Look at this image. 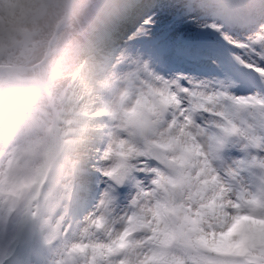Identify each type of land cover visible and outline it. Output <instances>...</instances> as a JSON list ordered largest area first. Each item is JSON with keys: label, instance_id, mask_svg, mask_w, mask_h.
<instances>
[{"label": "clouds", "instance_id": "clouds-1", "mask_svg": "<svg viewBox=\"0 0 264 264\" xmlns=\"http://www.w3.org/2000/svg\"><path fill=\"white\" fill-rule=\"evenodd\" d=\"M189 4L198 17L206 18L205 27L230 41H235L232 33L242 37L239 42L244 46L239 48L249 60H264V0H176L174 6L185 8ZM8 7L0 0V15ZM161 7L162 0H63L60 7L50 6L37 18L44 31L71 24L109 33L116 65L113 71L136 75L130 82L114 80L111 88L97 89L104 101L90 103L98 115L88 123L82 139L67 145L45 144L36 150L26 173L35 183L24 199L41 218L55 215L64 221L70 207L87 200L94 183H102L94 208L77 224H66L78 236L100 211L108 193L112 198L110 220L117 235L127 233L129 242L145 251L147 245L166 249L158 264H189L183 250L176 247L178 240L188 237L196 238L205 252L214 246L240 245L244 251L231 258L235 264H264V111L226 106L212 98L213 89L189 92L188 87H180L178 77L169 79L158 73L150 56L122 45L131 29L150 37L143 26ZM157 77L203 101L199 105L203 109L201 124L193 126L188 116L184 117L187 123L180 124L166 119V109L158 107V98L147 94L145 87ZM194 82L203 81L190 79L188 84ZM223 92L243 97L226 89ZM124 93L128 97L122 105ZM141 94L143 103L136 105ZM92 100L85 97L84 103ZM189 105L196 107L191 100ZM132 107L136 108L134 117L128 113ZM221 113H226L237 130L223 143L220 126L224 121L217 119ZM122 169L129 178L118 183ZM124 188L128 191L122 204ZM242 216L250 217L253 223L242 232H230L235 218ZM90 238L95 239V234L90 233Z\"/></svg>", "mask_w": 264, "mask_h": 264}, {"label": "rangeland", "instance_id": "rangeland-1", "mask_svg": "<svg viewBox=\"0 0 264 264\" xmlns=\"http://www.w3.org/2000/svg\"><path fill=\"white\" fill-rule=\"evenodd\" d=\"M62 3L63 0H29L25 8L0 18V180L8 178L9 186L12 182L16 185H11L15 190L10 194H6L8 185L0 186L4 199H23L35 183L26 173L37 149L57 142L67 145L69 131L62 127L64 120L75 117L72 110L77 102L76 88L84 90L87 96L92 91L96 93L100 85L96 84L103 82L101 75L106 74L98 71H107L111 64V60L105 59H112L110 43L105 41L111 37L109 33L93 32L89 36V30L71 24L55 25L48 31L38 27L37 18L45 15L50 6L60 7ZM185 8L193 10L191 4ZM76 44L85 46L79 49ZM183 44L186 56H211L230 62L227 50L221 53L216 47L203 49L192 39ZM82 60L85 71L91 64L97 71L88 70L90 73L83 75V67H79ZM229 72L260 81L257 75L253 77L239 66L231 67ZM260 83L264 87V81ZM26 97L29 104L19 108L17 102ZM90 103L85 104L82 115L76 116L81 134L93 120L91 115L98 114L91 110ZM1 218L9 230L0 235V250L1 254L6 253V264H60L66 259L67 242L46 244L37 222L25 223L18 215Z\"/></svg>", "mask_w": 264, "mask_h": 264}, {"label": "bare ground", "instance_id": "bare-ground-1", "mask_svg": "<svg viewBox=\"0 0 264 264\" xmlns=\"http://www.w3.org/2000/svg\"><path fill=\"white\" fill-rule=\"evenodd\" d=\"M28 3L29 0H9L7 4L10 8L8 7L5 9V14L0 15V18H5L7 15L13 14L14 11L25 8ZM175 4L176 0H162V7L156 11L149 24L143 26V29H147L148 32H150V37L139 34L136 29H131L127 33L126 39L123 40L124 43L122 45L131 52L140 51L143 52L146 57L150 56L152 65L158 73L169 79L178 77L180 82L185 86L188 85V81L191 79L206 82L210 86L220 90L226 89L229 93L236 96L246 97L252 94L264 96V88H262L263 85L260 84V81H264V76H262L255 67L258 65L260 68L264 69V60H257L256 58L249 60L247 58V54L233 43H230L228 39H225L224 35L214 29L205 27L204 23L206 18L198 17L194 10L180 8L174 6ZM158 25H161V28H157ZM93 32L95 31L89 30L87 34L89 36L91 34L94 35ZM104 33L105 32H102L100 34L102 35ZM231 36L232 40H242V37H239L236 33H232ZM184 39L194 40L195 44H197L198 47L201 46L203 49H208L211 45L210 43H215L220 46L224 45L223 47L227 50L230 62L223 63L218 59H212L213 57L211 58L208 56L199 58L186 56L185 51L182 49L184 46ZM87 40H84V42H87ZM83 45L85 46V44ZM83 45L76 44V47L81 49ZM105 59L109 61L111 60V64L107 71H98V73H106L101 75L103 82L96 84H100L99 89L111 88L114 80L124 79L129 82L131 81V78L135 75V73L117 74L113 71L116 65L112 62V59L108 57H105ZM84 63L85 61L83 60L79 62V67H83V75L90 73L89 71H97L96 66L93 64L88 66L89 71H85ZM249 65L253 66L250 67ZM233 66H240L244 70L248 69V73L253 72L257 74L260 81L255 83L254 87H251L250 85H241L243 78L232 75L229 72V69ZM236 81L238 83H235V86L230 84L231 82ZM74 97L77 100L72 110L75 117H69L64 120V125L62 127L65 131H69V134L66 133L68 136L67 144H71L75 140L80 139L81 128H79L77 120L78 117L76 116L82 115L84 111H86V103H84L85 97L93 98L90 102L104 101V97L98 90L96 93L93 91L90 92L89 96H87L84 93V90L76 88ZM160 102L168 104L172 102V99L171 97L161 94ZM97 115L98 114H93L91 117L95 119ZM6 133H8V131ZM4 184L8 185L9 182H2L0 180V186H3ZM102 188V183H94L93 191L90 197L87 200L70 207L69 210L71 212L67 216L68 218L66 219V222L70 221L73 225H75L81 221L86 212L94 208ZM120 202L122 204L126 203L124 198L120 200ZM250 223L253 222L249 220L242 221L240 232H242ZM76 239H78L77 233L70 230L66 242L69 243Z\"/></svg>", "mask_w": 264, "mask_h": 264}, {"label": "snow or ice", "instance_id": "snow-or-ice-1", "mask_svg": "<svg viewBox=\"0 0 264 264\" xmlns=\"http://www.w3.org/2000/svg\"><path fill=\"white\" fill-rule=\"evenodd\" d=\"M237 47L244 45L239 41H230ZM250 67L253 65H249ZM256 70L264 76V69L258 65ZM136 75V74H135ZM145 87L147 94L158 98V107L165 110V117L167 120H175L176 124L187 123L184 117L188 116L195 124H201L199 118L203 109L199 106L203 101H197L193 96L190 97L188 92L180 91L178 86L170 82H163L161 78L157 77L155 82H146ZM180 87H188L189 92L193 89H213L214 100H219L226 106L231 104L240 108H257L264 111V96L254 95L249 97L231 96L223 90L214 88L206 82L196 83ZM176 95L172 96L171 93ZM161 94L171 97L172 102L164 104L160 102ZM128 93H124L121 97V104L127 102ZM196 105L195 108L189 105V101ZM179 101V103H176ZM143 103V94L140 99L135 100L136 105ZM207 106V105H205ZM107 110V109H106ZM183 112V115L181 114ZM130 117L136 115V108L128 109ZM217 119L223 120L224 123L220 126L222 128L221 142L227 141L234 133L236 128L227 118L226 113H221ZM204 126V125H202ZM113 146L109 145V151H112ZM129 178L128 173L122 169L120 176L117 179L119 183L121 180ZM105 198L101 201L100 211L95 213L87 223V226L79 233L78 239L67 243L66 245V259L62 260L60 264H133L135 259L136 264H158L161 259V249L152 245H147L148 251L144 247L137 246L127 239V233L117 235V229L110 220V205L112 198L108 193L104 194ZM13 215L20 216L25 223L35 221L38 224L39 231L46 244H53L57 240L67 241L70 229L64 224L63 217L55 215H48L41 218L38 210L31 204L27 203L25 199H0V216L10 217ZM250 217L242 216L236 217L235 222L230 228V232H240L241 222L249 220ZM239 225V227H238ZM90 233L95 234L96 238L91 239ZM203 241V237L199 238ZM167 243V242H166ZM206 243V242H205ZM176 247L183 250L189 264H235L232 257L243 254V249L240 245H233L228 247L214 246L205 252L202 244L198 243L196 238L188 237L178 240ZM5 254H0V264H6L4 259ZM175 264H182L176 261Z\"/></svg>", "mask_w": 264, "mask_h": 264}]
</instances>
